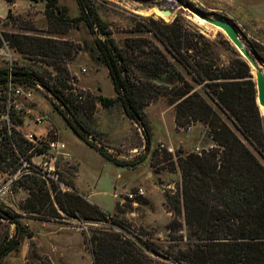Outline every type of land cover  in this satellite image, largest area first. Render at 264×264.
Returning <instances> with one entry per match:
<instances>
[{
	"label": "trees",
	"instance_id": "16d2710c",
	"mask_svg": "<svg viewBox=\"0 0 264 264\" xmlns=\"http://www.w3.org/2000/svg\"><path fill=\"white\" fill-rule=\"evenodd\" d=\"M41 1L45 2L47 35L0 33V48L6 42L23 57L51 66L55 73L18 66L10 77L7 69H0V85L11 80L42 86L57 101L53 107L73 133L106 161L119 167L135 168L147 159L152 140L144 108L160 96L166 97L174 107L178 129L187 130L201 122L207 126L214 147L201 152L179 149L172 155L158 146L152 154L151 167L170 172L179 169L181 173L176 192L165 191L163 202L170 213L168 235L176 238L183 216L192 237L176 253L170 247L161 255L164 248L143 241L137 234H134L137 242L127 238L122 231L133 233L130 223L90 202L77 190L74 181H65L61 176L60 180L71 189L62 192L50 178L46 180L41 169L31 161L32 156L45 150L27 141L15 127L23 120L14 119L16 125L11 131L0 133V168L6 163L12 174L23 172L16 180L17 186L28 192L21 210L54 219L63 213L80 223L107 224L106 228L93 229L89 235L83 233L93 264H264V164L259 159L264 160V118L257 104L250 66L237 49L225 40L231 59L227 64L217 63L212 43L197 29L188 33L178 20L161 25L152 21L155 27L148 29L166 51L142 38L126 39L118 45L113 39L96 35L97 30L104 35L108 32L88 0H75L79 10L76 17L70 16L68 8L60 5L59 0ZM82 24L95 36L97 59L107 69L114 97L93 95L72 85L76 79L71 76L67 63L82 48L58 37ZM26 30L35 29L27 27ZM178 66L192 82L203 85L205 95L245 141ZM163 77L167 81L155 83V79ZM115 104L142 129L145 153L132 161L110 153L79 117L81 113L90 118L99 105L107 109ZM160 153L164 154L163 159ZM22 160L30 165L21 168ZM0 219L15 224L13 237L0 245L1 259L20 244L24 235H31L16 214L1 207Z\"/></svg>",
	"mask_w": 264,
	"mask_h": 264
},
{
	"label": "rangeland",
	"instance_id": "374dc122",
	"mask_svg": "<svg viewBox=\"0 0 264 264\" xmlns=\"http://www.w3.org/2000/svg\"><path fill=\"white\" fill-rule=\"evenodd\" d=\"M88 1L106 25L107 35L98 30L96 32L101 39H113L118 45H122L126 39L142 38L166 51L155 34L148 29L155 27L152 21L161 25L171 24L178 20L185 26L188 33L191 34L197 29L212 43L217 63L220 64H227L231 59L229 47L225 43V40H229L221 29L200 20L196 13L228 21L237 29L240 40L264 72V0ZM59 4L68 8L70 16H78L79 10L75 0H59ZM44 10L45 2L41 0H15L14 2L0 0V33L47 35L49 26ZM165 11H169L170 15H164ZM27 27H33L35 30L27 31ZM59 37L69 39L82 48L79 54L67 63L71 76L76 79L75 82L72 81V85L78 89L84 87L83 90L93 95L112 97L115 94L114 88L107 69L97 59L94 47L95 36H92L87 27L82 24L79 28L71 29ZM229 43L231 44L230 41ZM18 66L38 68L52 75L55 73L51 66L23 57L4 42L0 48V69H7L9 72ZM178 68L185 74L181 67L178 66ZM250 69L252 73L251 65ZM77 74L81 76V83ZM252 75L254 80V74ZM185 76L219 112L232 130L245 141L205 95L203 85H198L192 82L190 76L186 74ZM165 81L167 80L164 77L155 79V83L158 84ZM12 83L0 85V133L11 131L10 128L16 125L14 119H22L23 123L15 127L23 136L31 131H47L46 136L36 147L44 148L48 141L61 138L78 160L77 166L69 162L66 156L53 154L52 151H48L44 156H34L32 158L34 165H41L43 161H48L47 168L44 170L46 180L48 178L46 174H48L50 180L62 192H65L71 189L60 180V177L62 176L65 181L74 182L78 178L79 188L91 195L92 203L99 205L107 213L114 214L130 223L133 233L121 230L127 238L137 242L134 234L140 235L143 241L159 245L161 249L164 248L161 255H165L166 249L170 247L176 253V250L184 249L187 243L192 241L183 216L180 217L182 228L176 238L168 235V224L166 226V223L170 220V213L168 214L159 203L161 198L164 199L165 191L176 192L177 185L181 181L179 169L170 172L151 167L154 175L153 181L156 184L150 200L152 202L145 196L129 200L126 199L125 194L136 192L139 184H144L143 180L149 179L144 171L146 165H150L152 154L158 146L163 147L172 155L179 149L184 150L186 146V152H201L214 147L205 124L196 122L187 129L198 125L192 130L200 131V133L194 132L191 136L193 140L195 139L193 144L183 146L177 143L180 136L173 131L187 130L178 129L177 126H175L176 130L172 129L174 107L168 103L166 97H158L144 108L145 122L152 140L151 150L146 159L148 161L143 163L145 166L141 169L133 171L106 162L97 152L84 144L54 109L53 105H57V101L42 86ZM9 87H21L25 92L31 93V98L10 96ZM10 97L13 103L18 105L19 110L9 107ZM79 117L97 135L108 151L118 158L132 161L145 153L142 129L125 116L119 104L107 109L99 105L94 116L87 118L80 113ZM1 143L2 135L0 134ZM163 157L164 154L160 153V158L163 159ZM259 159L264 164V160L261 157ZM25 166L27 164L23 163L21 168ZM9 169L6 163L0 168V207L16 214L21 225L31 236L24 235L20 244L0 259V264H93V256L84 242L83 233L89 235L93 229L106 228L108 225L80 223L74 218H68L62 212L61 217L57 219L45 217L44 214L24 213L20 205L28 197V192L18 187L16 183L17 178L23 172L18 171L12 174ZM77 190L79 191L78 188ZM80 193L85 195L83 192ZM14 233L15 224L9 220L0 219V245L10 241Z\"/></svg>",
	"mask_w": 264,
	"mask_h": 264
},
{
	"label": "crops",
	"instance_id": "0c3cea01",
	"mask_svg": "<svg viewBox=\"0 0 264 264\" xmlns=\"http://www.w3.org/2000/svg\"><path fill=\"white\" fill-rule=\"evenodd\" d=\"M58 38H60V39H63V40H69V39H66V38H64V37H58ZM77 77H78V80L80 81V83H81V81H82V79H81V76L80 75H78L77 74ZM82 89H84V87L82 88ZM115 96V94L112 96V97H114ZM173 107V106H172ZM175 126H176V124H175V120L173 121V127H172V129L173 130H176L175 129ZM197 126L198 125H196V126H193V127H191L189 130H187V131H173L175 134H179V136H180V139L178 140V142H177V140H176V142L177 143H181V144H183V146H185L186 144L187 145H189V144H193V142H195V139L193 140L192 139V137L191 136H193L194 135V132H199L200 133V131H192L194 128H197ZM28 133H31V134H34V135H36V136H40V137H45L46 136V134H47V131H31V132H28ZM58 141H60V142H62V143H64L62 140H61V138H58ZM83 142V141H82ZM84 143V142H83ZM85 144V143H84ZM64 145H65V143H64ZM88 146V145H87ZM89 147V146H88ZM90 148V147H89ZM185 149V152H186V150H187V146L186 147H184ZM92 149V148H91ZM198 150V149H197ZM95 151V150H94ZM96 152V151H95ZM100 155V154H99ZM62 156H66L67 157V159H68V161L69 162H71L72 164H76L77 166H78V160L76 159V157H75V155L74 154H72V152L67 148V146L65 145V148H64V150H63V154H62ZM102 157V156H101ZM103 158V157H102ZM104 159V158H103ZM105 160V159H104ZM106 161V160H105ZM148 160H145L144 162H147ZM106 162H108V161H106ZM144 162H142V163H140L139 165H137L135 168H129V169H131V170H133V171H135V170H139V169H141L143 166H145L144 164ZM110 163V162H109ZM144 163V164H143ZM112 164V163H111ZM114 165V164H113ZM144 173L146 174V176H147V178H149L148 180H143L144 181V184L143 183H141V184H139V188L140 189H142L143 190V192H144V195L143 196H145V198H148V200L150 201L151 200V198H152V195H153V191H154V187H156V184L154 183V181H153V177H154V175H153V172H152V168H151V166L150 165H146V169H145V171H144ZM143 173V174H144ZM75 185H76V187L79 189V191L80 192H83V193H85V196H86V198L90 201V202H92L91 201V195L90 194H86V192H84V190H82L81 188H79V186H78V178H76V182H75ZM138 188V189H139ZM150 202H152V201H150ZM163 202H164V199L162 200V198L160 199V205L161 206H163ZM164 207V206H163ZM169 214V213H168ZM169 221V220H168ZM168 221H167V223H166V226H167V224H168Z\"/></svg>",
	"mask_w": 264,
	"mask_h": 264
},
{
	"label": "water",
	"instance_id": "95a60500",
	"mask_svg": "<svg viewBox=\"0 0 264 264\" xmlns=\"http://www.w3.org/2000/svg\"><path fill=\"white\" fill-rule=\"evenodd\" d=\"M164 15H170V12L165 11ZM196 16L205 23L221 29L249 66L251 65V67L255 69L254 82L256 86V100L259 107H264V72L261 70L258 62L250 55L244 43L240 40L237 29L228 21L214 19L201 13H196Z\"/></svg>",
	"mask_w": 264,
	"mask_h": 264
},
{
	"label": "built area",
	"instance_id": "2783aa9c",
	"mask_svg": "<svg viewBox=\"0 0 264 264\" xmlns=\"http://www.w3.org/2000/svg\"><path fill=\"white\" fill-rule=\"evenodd\" d=\"M1 13V11H0ZM6 43V42H5ZM7 44V43H6ZM8 45V44H7ZM9 74H10V77H11V71H9ZM11 84L12 81L10 80L9 81ZM9 94L10 96H14V97H24V98H31V93L29 92H25L21 87H9ZM14 101L11 100V97L9 98V107L13 108L14 110H19V107L18 105L14 104L13 103ZM10 111V110H9ZM8 116H9V113H8ZM27 141H29L30 143H32L35 147L36 145L39 144V142L41 141L42 137L40 136H36L34 134H31V133H28L26 135L23 136ZM43 148V147H42ZM65 148V145L64 143L58 141L57 139L56 140H50L47 142V145L46 147H44L43 149L45 150V152L43 154H36L34 156H40V155H46L47 152L49 151H52L53 154H58V155H62L63 154V150ZM32 156V158L34 157ZM23 163L27 164V166H29L30 164L27 162V161H24L22 160ZM32 161V159H31ZM33 164V162H32ZM47 164H48V161H43L41 163V165H35V167L41 169V173H46V171H44L47 167ZM26 167V166H25ZM48 178H50V176L48 174H46ZM144 195V192L142 189H137L136 192H127L125 194V197L126 199H129V200H135L137 197H141Z\"/></svg>",
	"mask_w": 264,
	"mask_h": 264
},
{
	"label": "bare ground",
	"instance_id": "6f19581e",
	"mask_svg": "<svg viewBox=\"0 0 264 264\" xmlns=\"http://www.w3.org/2000/svg\"><path fill=\"white\" fill-rule=\"evenodd\" d=\"M252 73L255 75V69L252 67ZM261 114L264 116V107L260 106Z\"/></svg>",
	"mask_w": 264,
	"mask_h": 264
}]
</instances>
